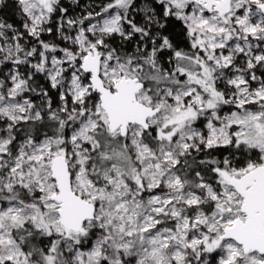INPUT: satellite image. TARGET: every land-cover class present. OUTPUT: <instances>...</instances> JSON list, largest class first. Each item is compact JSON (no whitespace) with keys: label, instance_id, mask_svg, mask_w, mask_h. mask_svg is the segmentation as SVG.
I'll return each mask as SVG.
<instances>
[{"label":"snow or ice","instance_id":"obj_1","mask_svg":"<svg viewBox=\"0 0 264 264\" xmlns=\"http://www.w3.org/2000/svg\"><path fill=\"white\" fill-rule=\"evenodd\" d=\"M0 264H264V0H0Z\"/></svg>","mask_w":264,"mask_h":264}]
</instances>
